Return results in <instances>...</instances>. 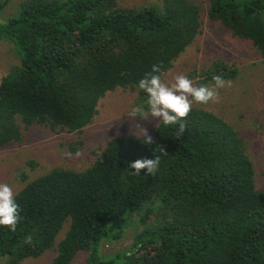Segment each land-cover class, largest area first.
<instances>
[{
    "label": "trees",
    "instance_id": "trees-1",
    "mask_svg": "<svg viewBox=\"0 0 264 264\" xmlns=\"http://www.w3.org/2000/svg\"><path fill=\"white\" fill-rule=\"evenodd\" d=\"M8 3L0 0V13ZM208 13L264 57V0H210ZM200 16L189 0H165L163 8L21 0L0 23V41L11 42L21 57L0 78V146L22 139L20 122L82 131L117 88L138 89V102L148 109L139 80L153 65H161L162 78L174 67L200 33ZM212 68L210 78L237 73L222 61ZM183 122L182 135L178 124L161 121L152 144L115 136L85 170L55 168L27 183L15 194L16 231L0 226V259L20 264L55 249L53 264H72L82 251L85 264H264V189L256 186L244 138L203 108L192 106ZM157 156L155 176L129 167ZM159 207L170 214L165 224L131 250L102 255L106 241L123 237L131 216L144 221ZM29 235L34 247L25 243Z\"/></svg>",
    "mask_w": 264,
    "mask_h": 264
},
{
    "label": "rangeland",
    "instance_id": "rangeland-1",
    "mask_svg": "<svg viewBox=\"0 0 264 264\" xmlns=\"http://www.w3.org/2000/svg\"><path fill=\"white\" fill-rule=\"evenodd\" d=\"M20 1L9 0L0 13V23L17 11ZM189 1L200 9L201 31L162 79L170 84L176 75L184 74L195 86H213L214 80L209 74H213L215 61H222L236 69L234 78L225 79L232 81V86L219 89V103L204 105L194 102L192 106L220 115L238 130L254 164L256 186L264 189V57L250 39L234 35L221 21L209 17L210 0ZM118 4L132 8L143 5L163 8L165 0H118ZM262 16L264 19V13ZM20 63L21 57L12 43L0 41V78ZM138 100V89L108 91L99 102L98 114L82 131L53 129L47 124L37 123L25 127L20 122L22 139L0 146V183L9 184L16 194L27 183L55 168L85 170L111 138L124 135L144 139L137 136L136 124L146 127L155 139L159 119L150 115L148 119L130 118L128 115L134 107L148 111ZM169 219L168 209L163 207L152 211L144 221H133L131 216L123 237L118 241H106L102 246V255L111 258L131 250L138 238L148 235V231H153ZM62 236L63 233L57 240ZM55 255L56 250L53 249L40 257L27 258L20 264H53ZM87 255V251L80 252L72 264H85ZM6 261L7 257H2L0 264H6Z\"/></svg>",
    "mask_w": 264,
    "mask_h": 264
},
{
    "label": "clouds",
    "instance_id": "clouds-1",
    "mask_svg": "<svg viewBox=\"0 0 264 264\" xmlns=\"http://www.w3.org/2000/svg\"><path fill=\"white\" fill-rule=\"evenodd\" d=\"M121 75H126V73H121ZM162 75L161 65H153L151 72L146 73L139 80V88L148 95V111L146 112L142 107H134L128 115L130 118L140 117L142 119H148L150 115L162 121L164 125L178 124V135H182L187 129L183 121L192 111L194 102L204 105L210 102L219 103V89L232 86V81H226L222 75L213 76V86H195L193 81L184 74L176 75L174 81L169 84L162 79ZM135 130L138 137L144 138L143 143L152 144L154 142L148 129L143 125L136 124ZM164 154L167 153L164 152ZM159 162V156L155 159H137L129 167L135 170L133 173L135 175H139L142 169H147L146 174L155 176ZM20 212L13 188L7 183H0V226L15 232L21 220ZM25 243L35 246L31 235L26 238Z\"/></svg>",
    "mask_w": 264,
    "mask_h": 264
}]
</instances>
